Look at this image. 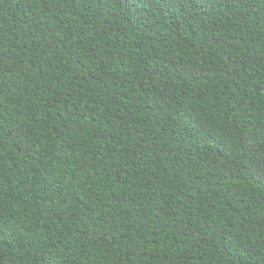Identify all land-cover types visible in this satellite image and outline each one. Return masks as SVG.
Returning <instances> with one entry per match:
<instances>
[{
  "label": "trees",
  "instance_id": "trees-1",
  "mask_svg": "<svg viewBox=\"0 0 264 264\" xmlns=\"http://www.w3.org/2000/svg\"><path fill=\"white\" fill-rule=\"evenodd\" d=\"M0 264H264V0H0Z\"/></svg>",
  "mask_w": 264,
  "mask_h": 264
}]
</instances>
